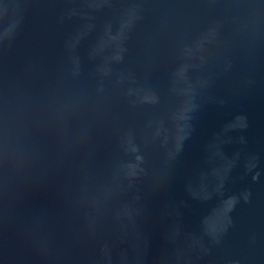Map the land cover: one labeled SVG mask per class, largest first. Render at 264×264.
Here are the masks:
<instances>
[{"label":"water","instance_id":"1","mask_svg":"<svg viewBox=\"0 0 264 264\" xmlns=\"http://www.w3.org/2000/svg\"><path fill=\"white\" fill-rule=\"evenodd\" d=\"M0 264H264V0H0Z\"/></svg>","mask_w":264,"mask_h":264}]
</instances>
